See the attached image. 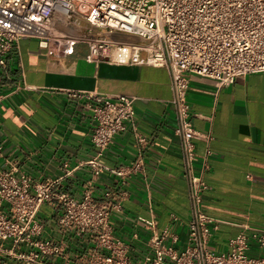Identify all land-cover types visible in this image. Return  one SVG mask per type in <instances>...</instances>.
<instances>
[{
	"label": "built area",
	"instance_id": "2783aa9c",
	"mask_svg": "<svg viewBox=\"0 0 264 264\" xmlns=\"http://www.w3.org/2000/svg\"><path fill=\"white\" fill-rule=\"evenodd\" d=\"M81 19L89 26L86 30L78 29ZM109 33L142 42L116 39ZM20 38L35 39L48 53L62 55H71L77 43H85L90 62L166 67L183 163L189 171L198 158L195 140L210 139L189 121V74L223 87L237 76L264 72V0H0V70ZM114 50L120 51L117 59ZM70 94L83 99V107L90 111L94 153L73 166L64 162L60 174L42 179L16 168L0 169V264H264V222L257 227L243 225L250 231L231 237L226 252H214L209 246L212 228L219 222L201 204L208 189L204 171L209 151L200 157L199 172L188 174L190 218L181 248L175 247L178 234L170 227L159 228L153 218L134 220L148 233L141 251L135 246L137 230L128 239L117 235L112 215L121 211L131 177L143 175L148 142L134 122L135 97L96 91ZM127 124L136 153L124 165L106 167L118 190L108 187L96 194L103 166L100 157ZM82 166L90 175L81 196L75 197L62 181ZM44 205L50 214H40ZM252 244L258 249L256 255L249 253Z\"/></svg>",
	"mask_w": 264,
	"mask_h": 264
},
{
	"label": "crops",
	"instance_id": "0c3cea01",
	"mask_svg": "<svg viewBox=\"0 0 264 264\" xmlns=\"http://www.w3.org/2000/svg\"><path fill=\"white\" fill-rule=\"evenodd\" d=\"M88 27L85 20L79 21V30ZM109 36L142 42L127 34ZM81 44L75 45L71 55L50 54L35 39L20 38L6 54V65L0 70V169L16 168L42 179L60 174L64 162L73 166L88 159L94 153L90 111L83 107V99L70 92L131 95L135 97L137 131L148 142L143 150V175L131 177L121 211L112 215L117 235L128 239L137 230L139 240L135 246L141 251L148 233L134 220L136 216L153 218L159 228L170 227L178 234L175 247L181 248L190 218L188 174L199 172L200 157L207 151L204 180L208 189L201 204L207 214L219 219L211 231V250L226 252L231 237L250 231L243 225L263 224L264 72L237 76L223 87L207 77L189 74V121L195 129L208 133L210 139L195 140L198 158L187 171L181 135L176 131L178 121L171 102L168 69L144 62H90L86 59L88 47L83 53ZM135 153L134 136L127 124L125 130L113 136L100 157L103 166L96 180V194L108 187L118 190L106 167L124 165ZM89 175L87 166L78 167L63 179V186L80 197ZM40 214H50L49 208ZM249 253H258L255 245Z\"/></svg>",
	"mask_w": 264,
	"mask_h": 264
},
{
	"label": "rangeland",
	"instance_id": "374dc122",
	"mask_svg": "<svg viewBox=\"0 0 264 264\" xmlns=\"http://www.w3.org/2000/svg\"><path fill=\"white\" fill-rule=\"evenodd\" d=\"M81 8H83V7H80V9H81ZM81 45H82V47H83V48L81 49L82 52H83V53H86V52H87V47H88L87 44L84 43V44H81ZM47 208H48V207L44 205V206L41 207V211H42V212H46V209H47Z\"/></svg>",
	"mask_w": 264,
	"mask_h": 264
},
{
	"label": "bare ground",
	"instance_id": "6f19581e",
	"mask_svg": "<svg viewBox=\"0 0 264 264\" xmlns=\"http://www.w3.org/2000/svg\"><path fill=\"white\" fill-rule=\"evenodd\" d=\"M115 54H113V57L117 59L120 56V51L119 50H114Z\"/></svg>",
	"mask_w": 264,
	"mask_h": 264
}]
</instances>
